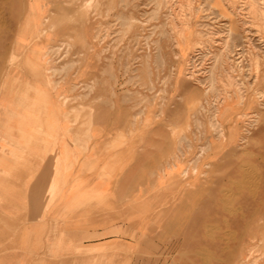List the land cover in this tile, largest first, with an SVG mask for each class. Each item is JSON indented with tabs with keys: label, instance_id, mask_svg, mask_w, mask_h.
Here are the masks:
<instances>
[{
	"label": "rangeland",
	"instance_id": "obj_1",
	"mask_svg": "<svg viewBox=\"0 0 264 264\" xmlns=\"http://www.w3.org/2000/svg\"><path fill=\"white\" fill-rule=\"evenodd\" d=\"M68 2L93 32L99 85L126 109L131 150L176 162L147 211L161 226L130 264H264V0ZM23 10L0 0V91L24 58Z\"/></svg>",
	"mask_w": 264,
	"mask_h": 264
},
{
	"label": "crops",
	"instance_id": "obj_2",
	"mask_svg": "<svg viewBox=\"0 0 264 264\" xmlns=\"http://www.w3.org/2000/svg\"><path fill=\"white\" fill-rule=\"evenodd\" d=\"M22 3L24 58L0 91V264H130L139 235L161 226L147 211L176 162L152 160L145 143L131 150L126 109L99 85L74 6ZM152 167L158 187L146 185Z\"/></svg>",
	"mask_w": 264,
	"mask_h": 264
}]
</instances>
